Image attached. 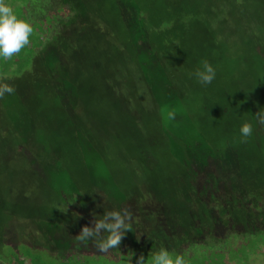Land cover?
Listing matches in <instances>:
<instances>
[{"label":"trees","instance_id":"obj_1","mask_svg":"<svg viewBox=\"0 0 264 264\" xmlns=\"http://www.w3.org/2000/svg\"><path fill=\"white\" fill-rule=\"evenodd\" d=\"M6 3L34 31L0 58V264H48L43 241L124 208L117 255L264 226V0Z\"/></svg>","mask_w":264,"mask_h":264},{"label":"clouds","instance_id":"obj_2","mask_svg":"<svg viewBox=\"0 0 264 264\" xmlns=\"http://www.w3.org/2000/svg\"><path fill=\"white\" fill-rule=\"evenodd\" d=\"M33 26L19 19L6 0H0V58L10 60L18 55L30 44ZM193 75L202 85L211 84L215 79L216 71L207 61H202V70L197 69ZM15 93V88L6 83H0V99L6 94ZM170 119H175L173 112L169 113ZM255 119L260 126H264V109L255 114ZM241 136L247 138L253 133V125L245 122L240 128ZM68 208L64 210L66 213ZM133 213L130 209L112 210L106 212L102 219L94 220L92 226H84L75 240L80 244L92 241L99 253L106 254L112 249H118L126 233L132 231ZM106 234V235H105ZM152 264H188L183 255L170 253L167 249H160L152 256ZM143 254L136 260V264H145Z\"/></svg>","mask_w":264,"mask_h":264},{"label":"rangeland","instance_id":"obj_3","mask_svg":"<svg viewBox=\"0 0 264 264\" xmlns=\"http://www.w3.org/2000/svg\"><path fill=\"white\" fill-rule=\"evenodd\" d=\"M53 13L56 10L51 9ZM38 16V17H37ZM36 20L43 21L44 16L42 13L36 14ZM258 228L244 230L238 229L236 233L231 236L221 237L223 242L217 241H206V239L200 240L196 245L188 246L183 249L179 254L183 255L188 264H238L243 262V264H264V226H257ZM36 228V227H35ZM37 229V228H36ZM79 233L66 232L60 235L55 234L51 236V239L43 241V251L40 247L39 251L32 252L29 249H24L17 247L15 250L18 253H29L34 254L33 259L37 255H44L43 260L47 261L48 264H61L63 253L57 255V251L48 250L50 253L55 255L52 257H47L46 242L49 246H57L59 252L67 248V244H74L71 251H66L64 256L66 264H136V260L141 254L146 255L145 264H152V254L138 252L136 254L127 253L123 255L113 254V250H110L106 254L99 253L95 248L92 241L88 245L80 244L75 240V236ZM33 238V237H32ZM56 241V242H55ZM25 247L29 245L24 243ZM37 248V247H36ZM56 249V248H55ZM73 255L74 257H70ZM29 257V256H28ZM31 258V257H30Z\"/></svg>","mask_w":264,"mask_h":264}]
</instances>
